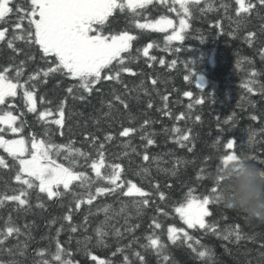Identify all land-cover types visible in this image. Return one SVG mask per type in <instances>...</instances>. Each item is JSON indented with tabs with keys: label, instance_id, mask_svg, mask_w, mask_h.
I'll use <instances>...</instances> for the list:
<instances>
[{
	"label": "trees",
	"instance_id": "1",
	"mask_svg": "<svg viewBox=\"0 0 264 264\" xmlns=\"http://www.w3.org/2000/svg\"><path fill=\"white\" fill-rule=\"evenodd\" d=\"M251 2L256 7L246 14H238L236 0H200L198 4H190L184 41H173L168 45L171 49L179 48V52L165 50V38L172 29L168 32L138 29L130 13L117 10L104 27L106 34L127 30L136 36L130 52L122 54L125 66L130 67L131 72H121L119 80H107L104 76L110 69H105L100 82L89 93L73 87L79 85V80L60 73L46 78L41 74L40 79L29 80L47 65L38 45L17 40L13 48L7 46L14 33H21L27 27L25 19L21 28H16L15 6H22L26 11L29 0H13V12L0 23V30L8 28L5 40L0 41V70L11 67L9 76L12 77L18 68H22L20 82L28 87L35 85L30 90L36 96V111H28L23 90L18 89L17 96L7 98L0 109L11 110L17 117L16 125L23 124V131L16 134L6 129L0 135L5 139L23 138L30 142L33 136L45 139L47 132L57 145L74 142L73 149L87 154V159L76 157L74 170L83 172L89 182H94L93 191L96 186L112 187L107 181L99 180L89 166L98 158V152L103 151L105 168L102 173L108 170V165L119 164L123 171L118 183L123 182L124 187L115 194L97 196L90 205L85 196V203L79 208L71 193L86 192V188L77 186L80 181L74 182L66 193L61 186L59 191L65 194L52 199L38 188L31 189L27 197L30 206L21 208L16 202L6 201L0 207V230L11 217L12 223L20 228V234H14L0 246V264H12L13 261L40 264L42 259L48 260L49 264H58L52 259L57 241L65 253H70L63 258L71 259L73 264H98L99 260L124 264L125 256L129 264H264V223L249 220L223 202H210L211 215L205 220L216 226V232L189 229L173 210L185 201L189 190H194V195L199 197L213 195L211 189L215 182L212 177L217 174L225 154L243 153L258 168L264 169V91L261 90L264 88V4L259 0ZM170 7L179 9L172 0L167 3L153 0V4L140 10L143 15L135 19L146 22L164 15L178 24L183 13L178 16L176 12L168 11ZM24 11L19 15L23 16ZM148 44L153 47L145 56L143 49ZM153 56L155 60L150 59ZM111 67H116V63ZM45 79L46 83L43 82ZM200 79L203 88L197 87ZM153 80L157 83L153 84ZM249 81H254L249 85L251 92L245 87ZM69 87H73L72 93L67 91ZM189 92L191 96L186 95ZM198 100L202 102L197 103ZM62 102L63 127L46 124L38 118V114L51 110L53 115L46 119H58ZM175 128L181 129V133L174 132ZM125 129L133 131L123 136L121 133ZM180 134L189 136V140L183 142L184 146L177 143ZM142 137H149L154 142L149 145ZM229 141L233 142L231 150L225 147ZM144 155L149 156L147 161L143 159ZM0 157L8 165L0 167V193L11 195L13 190L21 187L15 180L17 165L2 148ZM64 157L65 153L61 152L53 158L57 164L67 167L69 161ZM178 160L181 163L177 164ZM145 168L147 172L143 171ZM129 181L148 195L143 198L122 196ZM143 199H147L146 205L135 204ZM39 204L43 207H38ZM105 205H111L107 213L111 219L104 229L108 234L100 243L96 229L106 219L102 210ZM124 205L127 207L121 212ZM69 214L71 221L64 219ZM155 223H160L161 227L155 228ZM73 226L77 228L76 232L71 231ZM170 227L183 229L193 239L185 241L183 233H178L181 239L173 243L168 237ZM116 229L120 236L115 234ZM234 230L240 232L241 240L236 241L235 236L223 239L228 231ZM153 234L159 236L164 245L160 254L156 249L145 247L149 244L147 238ZM118 248L123 251H117ZM8 249L12 250L11 254ZM21 250L23 256L19 255ZM41 250L43 257L38 254ZM199 251H207L209 255L201 258L197 255ZM86 252L98 260L93 261ZM135 253H140L143 260ZM164 256L168 257L167 261Z\"/></svg>",
	"mask_w": 264,
	"mask_h": 264
},
{
	"label": "snow or ice",
	"instance_id": "2",
	"mask_svg": "<svg viewBox=\"0 0 264 264\" xmlns=\"http://www.w3.org/2000/svg\"><path fill=\"white\" fill-rule=\"evenodd\" d=\"M161 3H167V0H160ZM200 0H172L173 4H178L179 9L176 7H170L168 11L176 12L178 16L183 15L178 21V24H174L172 19L167 16H160L159 19H150L146 22H139L135 17H140L143 13L141 9L147 8L148 5L153 4V0H30V6L26 11L22 6H15L17 16L16 28H21L25 19H27V27L21 33H14L7 41V46L13 48L14 41L22 40L29 45H38L39 50L42 52V59H44L46 68L40 69L32 76L29 77L30 81L40 79L41 74L43 77H48L54 73H60L66 75L74 80H79L78 86L84 91L91 92L93 86L98 84L101 80V74L105 69H110V72L105 73L104 79L107 80H119L121 72H131L130 67L125 66V58L122 54L130 52L132 48V41L136 39V36L129 34L127 30L122 31L118 34H106L105 25L108 18L113 15L114 12L119 10L120 12H128L132 15L133 23L138 29L145 30L149 29L155 32H168L172 29V33L166 36V51H176L179 52V48L171 49L168 45H171L173 41L183 42L188 28L186 22V17L190 15L189 5L198 4ZM260 4H264V0H259ZM239 5L238 14L249 13L252 9L256 7L254 3L249 0L248 3L245 0H236ZM225 8L227 6L225 5ZM24 11V15L20 16L19 13ZM13 12V6H10V0H0V23H4L6 18ZM8 33V28L4 27L0 30V41L5 40V36ZM252 34L250 33V36ZM152 44H148L146 48L143 49V54L148 55V49L152 48ZM137 51H141L137 49ZM35 59V57H30ZM129 59H134V57H129ZM150 59L155 60V57H150ZM114 62L116 67L113 66ZM163 63V61H160ZM172 64L175 65L176 61L173 60ZM124 66V67H120ZM11 67H5L0 70V105H5L6 99L9 97H16L17 90H23V99L26 102V107L28 111H36V96L33 90L35 85L30 87L22 84L20 82V76L22 75V68H18L15 72V76L10 77L9 72ZM253 76L256 73L252 74ZM187 79V77H185ZM43 82H47L46 79ZM153 84L157 81L153 80ZM254 83V81H249L245 84V87L249 92L252 88L249 86ZM73 87H69L67 91L69 93L73 92ZM197 87L203 88V81L197 80ZM264 91V88L261 89ZM186 95L191 96V93H186ZM83 99V96L80 97ZM119 99V97H116ZM167 100V97H163ZM123 102V101H122ZM202 101H197L200 103ZM127 106V105H125ZM167 105H165L166 107ZM151 107V104H149ZM111 108V105H109ZM191 108V105H189ZM51 110H45L44 112L38 114V118L44 123L56 124L63 127L65 119L64 104L61 103L58 109V119L48 120L47 117L52 116ZM182 118V117H181ZM252 119H256L255 116ZM17 117L13 115L11 110L0 109V125L5 127H0V133L5 132L7 129L12 133H20L23 131V124L16 125ZM132 129H125L121 135L128 136ZM176 133H181V129H173ZM45 139H39L33 136L30 142L23 138L19 139H5L0 135V148H2L13 161L16 162V182L21 185L20 188L13 190V194L9 195L6 192L0 193V207H3L6 201L16 202L18 207L30 206L27 199L29 195V190L38 188L39 192L46 193L49 199L59 197L71 189V185L74 182L80 181L77 185L78 187L86 188L85 193H76L72 191V196L75 200L76 207L79 208L81 204L85 203L84 197L86 196V203L92 204L97 196L105 195L108 193L115 194L117 190L124 187L123 182L120 181L121 172L123 169L119 164L108 165V170L102 173V169L105 168V158L103 151L98 152V158L90 163L91 169L94 170L96 177L99 180H105L112 187L96 186L95 190H92V184L94 182H89L88 178L83 172H76L74 169L77 166L76 157H85L87 159V154L81 152L80 149H73L72 143L69 142L68 145H57L55 144L51 136L45 133ZM110 139L111 137H107ZM146 139L147 143L151 145L154 141L149 137H142ZM189 136L180 134L177 139V143L183 145L184 141H188ZM229 150L233 149V142L229 141L225 145ZM100 149H103V145H100ZM191 151V149H189ZM65 153V159L69 161V166L65 167L63 164H57L54 160V156H59V154ZM243 155L241 154H225L221 158V165L217 169V173H220L224 168H226L230 163L238 161V159ZM249 158V157H248ZM143 159L147 161L149 159L148 155H144ZM177 164L181 161H177ZM7 162L4 158L0 157V167H7ZM162 171H167V169H161ZM147 172L148 169H143ZM175 175V171L172 172ZM220 177H218V180ZM38 182V183H37ZM129 187L126 191L121 192L122 196L127 197H146L148 193L142 191L135 184L130 181ZM62 188L65 193L59 191ZM158 187V186H157ZM212 196L199 197L194 195V190H189L184 202L179 203L174 207V212L179 215L184 224L187 225L189 229H210L212 232H216V226L214 224L206 223L205 218L211 215L208 210L209 203H220L222 202V197L219 192L218 183L211 189ZM160 198L163 200V193L160 194ZM148 203L147 199L137 200L135 204L138 206L146 205ZM38 207H43L42 204L37 205ZM127 205L121 208V212L125 210ZM111 205H105L102 210L106 213L105 221L101 222V226L97 227L96 235L100 237V243H103V237L108 233L104 230L108 227V221L111 217L107 216ZM119 215V213H116ZM167 215V213H165ZM64 219L71 221V215H67ZM87 220V218H85ZM27 227V226H25ZM160 223H155V228H160ZM77 228L75 226L71 227L72 232H76ZM129 231L132 229L129 228ZM178 233H183V238L185 241H191L193 237L183 229H178L176 227L168 228V237L173 242L176 243L181 239ZM20 234V228L15 226L11 217H9L3 230H0V246H3L9 237L13 235ZM115 234L120 236L121 233L119 229L115 230ZM235 236L236 241L241 240V236L238 230L228 231L227 234L223 236V239L228 240L230 237ZM149 244L145 247H151L157 250V254L164 248L161 243L159 236L153 234L147 238ZM199 243V241H197ZM26 248V245L24 246ZM188 247H192L191 244ZM9 254H11V249H8ZM117 251H123V249H117ZM196 251V249H193ZM43 257L44 252L41 250L38 253ZM87 255L91 257L93 261H97L98 258L91 255L90 252H86ZM19 255L23 256L24 252L21 250ZM70 253H65V251L60 247L59 241H57V250L52 256V259L58 264H73L71 259L63 258ZM135 255L142 261L143 257L140 253H135ZM197 255L201 258L209 255L207 251H199ZM164 260L167 261L168 257L164 256ZM12 264H17L13 261ZM40 264H49L48 260L42 259ZM98 264H108L104 260H99ZM124 264H129L128 257H124Z\"/></svg>",
	"mask_w": 264,
	"mask_h": 264
},
{
	"label": "clouds",
	"instance_id": "3",
	"mask_svg": "<svg viewBox=\"0 0 264 264\" xmlns=\"http://www.w3.org/2000/svg\"><path fill=\"white\" fill-rule=\"evenodd\" d=\"M212 179L218 183L222 202L227 207L249 220L264 223V169L258 168L247 156H241Z\"/></svg>",
	"mask_w": 264,
	"mask_h": 264
},
{
	"label": "flooded vegetation",
	"instance_id": "4",
	"mask_svg": "<svg viewBox=\"0 0 264 264\" xmlns=\"http://www.w3.org/2000/svg\"><path fill=\"white\" fill-rule=\"evenodd\" d=\"M13 0H10V6H12ZM29 6H30V0H29Z\"/></svg>",
	"mask_w": 264,
	"mask_h": 264
}]
</instances>
